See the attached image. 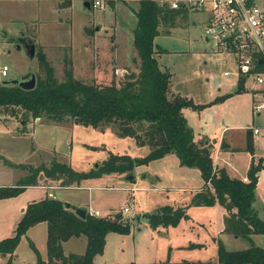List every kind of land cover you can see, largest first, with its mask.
<instances>
[{
  "label": "rangeland",
  "instance_id": "374dc122",
  "mask_svg": "<svg viewBox=\"0 0 264 264\" xmlns=\"http://www.w3.org/2000/svg\"><path fill=\"white\" fill-rule=\"evenodd\" d=\"M64 1L62 0L60 6L65 5ZM115 1L125 6L133 4L134 9L136 6L139 7V0L138 4L134 0H101V5L97 8H87L83 5V0H74L66 8L51 11L50 19L44 24L41 22L38 26L40 31L33 33L36 50L34 57L30 59L24 49L17 50L15 44L22 35L18 30L24 21L29 30L33 31L32 27L35 26L31 25V20L36 11L33 8L25 11L24 7L37 1L1 0L0 10L4 12L5 21L0 25V43L3 41L0 44V67L3 64L9 67L7 78L24 75L29 70H32L36 76L39 75L36 54L39 49L43 51L45 49L47 60L54 68V77L59 82L66 80L65 69L70 68L72 78L86 84H122L125 76L138 72L140 59L134 44L131 45L127 37L117 34L115 26L120 18L123 17V20L129 22L131 20V24L135 20L128 19V8L123 5H118L121 9L117 5L112 7ZM128 1L132 4L127 3ZM39 9L45 13L48 8L45 5ZM124 14L128 18H125ZM58 16L59 19L55 20ZM205 18L206 13L203 10L189 9L186 21L177 18L176 28H168L170 32L165 33L166 27L161 26L160 33L154 38V48L160 52L158 59L173 73L174 88L178 92L190 95L199 103L212 101L210 105H215L213 111L217 112L216 116L223 118V125L230 126L231 122L250 127L262 124L264 117H256L251 113L252 96L244 91L236 93V88L230 87L233 78L222 74L224 70L234 71L231 57L224 54L213 55L209 52L210 46L202 35ZM225 57L228 58V63L219 64L218 61ZM251 84L252 81L248 80L245 86ZM218 88L220 92L217 91ZM11 111L0 108V154L13 163L48 165L51 159H56L68 163L75 170L87 171L101 163L110 153L128 154L132 158H141L148 153L146 147L137 146L130 138L117 135L111 127L98 130L90 126L73 124L71 121L64 124L49 121L47 123L44 118L34 124L31 122L34 119L31 118L28 122L24 121L19 109L15 110L16 113ZM13 117L16 123L13 127L7 126L11 125ZM232 131V128H229L227 133ZM234 132L241 139L244 129ZM255 137L259 143L258 150L264 155V139L258 135ZM170 159L154 160L148 165L136 166L132 176L136 179L133 181L127 179L128 174L119 176L111 174L101 180L91 179L81 182L80 187L55 191L60 200L68 199L85 203L88 208L97 210L100 217L115 218L121 213L123 220L130 222L127 234L110 233L103 256L98 257L97 262L107 260L152 264L166 260L172 263L217 260L218 235L215 231L217 217L213 208L189 209L187 215H190L197 225L194 227L190 222L180 220L174 226L159 225L153 228L148 218L143 216L163 206H182L186 199L183 193L174 189L138 191L140 188L136 186L141 181H146L143 178L145 174L157 175L162 183L169 186H182L188 183V186H194L199 182L200 174L196 168L184 175L178 167L175 169L172 166ZM237 165L238 170L243 172L245 163L240 161ZM4 169L11 172L8 178L10 182H14L22 173L20 168H8L0 159V174ZM8 180L0 182H8ZM39 181L42 186L44 184L49 186L52 183L57 184L55 187H60L57 181ZM89 185L94 187L88 188ZM256 191L264 201V177ZM125 207L129 209L127 212L123 211ZM15 223L17 224L16 220L10 217L0 229V240L14 235L15 230L12 226ZM29 236L44 256L46 236L43 228H36ZM259 238L260 241L254 239L252 243V240L245 238L235 240L233 237L222 236L220 241L224 248L240 251L245 249V246L264 247V235ZM64 247L67 252L83 254L85 239L73 238ZM16 254H18L16 258L18 262H29L36 257L29 247V240L24 236L16 248ZM7 259L8 256L0 255V262Z\"/></svg>",
  "mask_w": 264,
  "mask_h": 264
},
{
  "label": "trees",
  "instance_id": "16d2710c",
  "mask_svg": "<svg viewBox=\"0 0 264 264\" xmlns=\"http://www.w3.org/2000/svg\"><path fill=\"white\" fill-rule=\"evenodd\" d=\"M189 9L173 8L168 3L156 0H139L136 12V26L133 30V44L140 66L138 72L125 76V81L117 85H91L72 78L70 68L65 69L64 82L54 77V68L42 49L37 51L40 74L33 90L24 91L16 85H6L0 78V108L21 111L24 121L44 118L48 123L64 124L72 122L80 126H90L102 130L111 127L121 137L131 138L137 146H147L149 152L141 158L128 154H113L87 171L75 170L68 163L51 159L48 165L29 166L10 164L25 171L13 186L0 185V199L14 198L32 185H42V181H57L62 188L80 187L88 179H99L105 175L128 174L133 176L139 165H148L154 160L174 154L180 166L196 168L203 179L200 191L192 197L190 206H213L225 208L224 231L235 238L251 241L252 235H264V218L258 217L253 209L258 172L264 164L251 160L243 179L230 177L226 170L214 166L210 145L194 141L192 127L187 123L182 109L201 110L206 105H197L178 94L170 93V74L161 70L154 57V37L160 27H176V19L186 21ZM244 79L237 83L236 93L242 92ZM231 95V94H228ZM221 100V99H220ZM247 151L253 154L250 137H247ZM132 178L130 181H133ZM45 185V184H44ZM43 185V186H44ZM188 207L163 206L154 212L145 213L153 228L162 225H177L188 219ZM38 223L47 225V261L42 262L35 244L29 240V247L37 255L39 264H96L94 258L103 254L108 233L127 234L130 222L120 217H94L87 213L85 220L73 211L65 209L63 201L45 197L30 203L12 237L0 240V255L8 259L0 264H14V252L27 230ZM86 237L84 254L70 253L65 256L62 244L73 237ZM217 260L180 261L168 260L156 264H264V247L254 245L240 251L224 248L217 242ZM108 264V263H103ZM121 264H134L121 263Z\"/></svg>",
  "mask_w": 264,
  "mask_h": 264
},
{
  "label": "crops",
  "instance_id": "0c3cea01",
  "mask_svg": "<svg viewBox=\"0 0 264 264\" xmlns=\"http://www.w3.org/2000/svg\"><path fill=\"white\" fill-rule=\"evenodd\" d=\"M32 1H37V2H31L30 4H28L27 7H24V8H26L24 10L26 11L28 8L35 9L36 14L32 15V16H34V18H33V20H31V25H33L35 27H32L33 31H30L29 27L26 26V24H27L26 21H24V24L21 25L22 27L19 28V30H18L19 32L18 33H22V35L27 36V37L29 36L30 38L35 40L34 37H33V33L40 31L39 30L40 28L38 26L41 24V22L44 24L45 22H47L50 19L51 11H53V10H58L59 11L62 8H66L74 0H71V2H70V0H65L64 1L65 5L62 4V6H60L61 5L60 3L62 2V0H32ZM83 1H85V0H83ZM134 2L135 3L137 2V4H138V0H134ZM127 3H131V2L128 1ZM120 4L123 5L125 8H128L129 18L126 17L125 14L123 16L125 18L133 19L135 21H134V23L131 24V20H130V22L129 21H125V20H123L124 18L122 17V18L119 19L120 21L115 26V29L117 30V34L119 36L121 35V36L127 37V41H129V43L132 45L133 44V30H134V28H135V26L137 24L136 23V20H137L136 12L139 9V7L136 6V8L134 9L133 8L134 6H133L132 3H131L132 5L127 4V6H125L123 3H118V1H115V4L112 7H115V5L118 6ZM29 5H30V7H29ZM45 5H46V7L48 9L44 13L39 8H42ZM90 8H92V7H90ZM48 10H50V12H47ZM128 13H126V14H128ZM206 16H207V14H206ZM59 17L60 16H58L57 18L55 17V20L59 19ZM205 20H206V18H205ZM4 21H5L4 12L2 10H0V25H2ZM2 43H3V41H2ZM2 43H0V44H2ZM43 52L46 55V53H45L46 50L45 49H44ZM159 53H160L159 50L154 48V57L158 60V63H159V66H160L161 70L169 72V74L171 76L170 77V93L171 94H175V95L178 94V95H181L182 97H185V98L187 97V98L191 99L194 102V104L206 105L201 110H192L191 108L182 109L183 110L182 111L183 115H184L185 119L187 120L188 125L190 127H192V129H193L194 141L196 143H198V144H204V145L208 144V145H210L211 154H212V158H213V162H214L215 168H217V169H223L224 168L226 170V172L229 174L230 177L243 179V177L246 176V172H247V170H248V168L250 166L251 160H253L255 162H258V158H263L264 159V155L262 154L263 152H260L258 150V148H259L258 139H257V137H255L252 134V131L250 130V126H247L246 124H239L238 125V124H235L233 122H231L229 124L230 126H228L227 124L223 125V122H222L223 118H220V117L216 116L217 112L213 111V107L215 105H212V104L210 105V103L212 102L211 100L206 101L204 103H199V102H196L195 100H193V97H191L190 95H187V94L183 95L180 92H178L174 88V76H173V73L170 72V70H168V68L161 63L160 59H158L159 56H160ZM46 57H47V55H46ZM221 62L222 63H227V62L223 61V58L218 61L219 64ZM223 76H225V75L223 74ZM225 77H229V78L232 77L233 80H232V82H230V87L237 88L238 80H237V78L235 76L230 75V76H225ZM217 91L220 92V88H218ZM243 91L246 92V93L248 92L250 94V96H251V93L247 89L244 88ZM229 98H231V97H229ZM226 99H228V98H226ZM226 99H224V100H226ZM251 106H252V97H251L250 108H251ZM251 113H252V108H251ZM13 119H14V117L11 118V120H13ZM39 121L41 122V120L35 119L34 121H31V122H34V124H35V123H39ZM221 122H222V124H220ZM252 122H253V120H252ZM15 123H16V121L13 120L11 122V125H7V126L13 127ZM27 124H29V123H27ZM229 128H232L233 131L230 132V133H227ZM22 129L24 130L25 128H22ZM239 129H244V133L241 135V139L238 136V134L236 132H234V131H237ZM22 132L24 133V131H22ZM247 137H250V141L252 143V148H253V154H251L249 151L246 150L247 146H248ZM237 144H239V145H237ZM141 147H143V148L146 147L148 152H149V148L147 146H141ZM170 158H173V159L171 160ZM0 159H2L4 161V164L8 168L14 169V167L8 166L7 162L12 164V165L19 164V163H15V162L13 163V162L7 160L1 154H0ZM165 159H170V163H173L172 166L175 167V169L178 167L180 169V172L182 174H184V175H187L192 169H195V168H189V167L186 168V167L180 166L178 158L174 154L167 155V156H165V157H163L161 159H157V160H165ZM240 161L245 163V168H244L243 172L238 170V165L237 164ZM29 166H31V165H29ZM34 166H37V165H34ZM15 168H17V167H15ZM7 170L8 169H4L3 172L0 174V181L1 180H8V178L11 176V172H8ZM21 171H22V173H21L20 177H18L14 182H10L8 180V182H0V185L13 186L14 183H16L21 177H23L25 175V171L22 170V169H21ZM199 174H200V172H199ZM119 175H121V174H119ZM109 176L110 175H105V176H102L101 178H99L97 180H101V179L107 178ZM263 177H264V164H263L262 169L258 172V178L259 179H258V183L256 185V189L258 187V184L262 181ZM143 178L146 179V181L145 180L141 181L140 184L138 186H136V187L140 188V189H138V191L154 192V191H159V190H162V191H169L171 189L177 190L179 193H183V195L186 197V199L183 202L182 206H173V207H188L187 210H186V214H187L188 210L191 209V208H204V209L206 207L207 208H213V210L215 211L216 217H217V223H216L217 226L215 228V231H216L218 236H217L216 239L220 240V237H222V236L233 237L235 240L241 239V238H235L232 234H229V233L224 231V217L226 215H228V214H227V211L225 210V208L221 207L219 204H215V205L210 206V207H208V206H206V207L192 206V205L190 206L189 205L191 200H192V198H193L192 196L196 192L200 191L202 186H203V179L200 180L201 176H200V179L198 178L199 182L196 185H194V186H191V185L188 186L189 183L185 184V185H182V186H172V185L169 186V185H166V184L162 183V180L159 178V176L154 175V174L152 175L150 173L145 174ZM88 180L90 181L91 179H88ZM88 180H85V181H88ZM50 181H52V180H50ZM143 183H145V185ZM56 185L57 184H52V183L49 186H46V185H44V186H42V185H32L31 187H27L22 193H20L19 195L15 196L14 198L0 199V206H1L0 207V227H1L0 229H2L4 224L9 221L10 217L13 218L14 221L16 220V222L18 223L20 221V218H21L22 214L24 213L26 207L30 203H32L33 201H37V200H40V199L45 198V197H51V198L59 199L57 197V194H56L55 191L56 190H63V189L70 188V187H67V188L55 187ZM86 185H88V184L86 183ZM91 187H94V186H90V185L88 186V188H91ZM256 189H255L256 198H255V201L253 202V209L258 214V217L264 218V201H262L261 198L259 197V195H257ZM41 190H44V192L42 193ZM49 194H51V196ZM62 201L63 202L64 201H70V202H72V203H74L76 205H83V206L85 205V206H87V210L97 211V210H93V209L88 208V205L85 204V203L83 204V203L73 202V201L68 200V199L67 200L64 199ZM99 216H100V213H99ZM188 217L189 218L184 220V221L187 222V223L190 222V224L193 225V227L197 226L192 221L190 215H188ZM16 225L17 224L15 223V225L12 226V229L15 230ZM200 226H202V225H200ZM36 228H43V230L45 231V236H46L47 225L45 223H38V224L34 225L33 227H31V228H29L27 230L25 235H23L24 237H26V239L32 241L34 244H35L34 240H32L31 236H29V235ZM109 235H110V233H108L107 236H106V243H105V246L103 248V251H104V249H105V247L107 245ZM261 235H263V234L252 235L251 236L252 243L254 242V239L257 240V241H260L259 236H261ZM73 238H77V239H82L83 238V239H85V247H86V242H87L86 237L81 236V237H73ZM73 238L68 239V241H70ZM46 241H47V236H46ZM68 241L64 242L62 244V250H63V253L65 254V256H68V254H70V253H75V252H71V251L67 252L65 250L64 246L68 243ZM248 242H247V244H248ZM35 246H36V244H35ZM248 247L245 246V249L248 248ZM36 248H37V246H36ZM37 251H38V253H40L38 248H37ZM75 254H78V253H75ZM35 256L36 257L33 258L32 261H29V262H25V261L24 262H18V261H16V258H18V254H16V250H15L13 262H14V264H39L38 260H37V255L35 254ZM102 256H103V254L96 256L94 258V263H96V264H103V263H108V264L130 263L129 261L108 262L107 260H102L100 262H97L96 259L98 257H102ZM40 259H41L42 262H46L47 261L46 245H45V255L43 256V254L40 253ZM158 262H161V261H158ZM156 263H152V264H156ZM170 263H172V262H170Z\"/></svg>",
  "mask_w": 264,
  "mask_h": 264
},
{
  "label": "built area",
  "instance_id": "2783aa9c",
  "mask_svg": "<svg viewBox=\"0 0 264 264\" xmlns=\"http://www.w3.org/2000/svg\"><path fill=\"white\" fill-rule=\"evenodd\" d=\"M90 7L97 8L101 0H87ZM168 3L173 8L185 6L190 10L206 12L202 35L213 55L231 57L234 71L224 70L225 76L233 75L252 96V113L264 117V0H156ZM223 58L228 63V58ZM9 67H0V78L8 76ZM248 80L250 86H245ZM238 83V82H237ZM254 136L264 139V121L250 127ZM243 181H248L243 177ZM51 196V194H49ZM129 209L125 207L124 212ZM94 217L97 211L88 210Z\"/></svg>",
  "mask_w": 264,
  "mask_h": 264
},
{
  "label": "water",
  "instance_id": "95a60500",
  "mask_svg": "<svg viewBox=\"0 0 264 264\" xmlns=\"http://www.w3.org/2000/svg\"><path fill=\"white\" fill-rule=\"evenodd\" d=\"M83 5L87 8H90L89 2L87 0L83 1ZM17 50L24 49L28 58L32 59L35 54L36 44L34 40L29 36L21 35L17 39V43L15 44ZM3 83L6 85H16L24 91L33 90L37 85L36 75L32 70H29L28 73L21 76H13L12 78L2 79ZM128 180H131V176H127ZM64 208L67 210H71L74 214L80 219L85 220L86 215L88 213L87 206L76 205L70 201L63 202ZM120 217V213L117 215Z\"/></svg>",
  "mask_w": 264,
  "mask_h": 264
}]
</instances>
